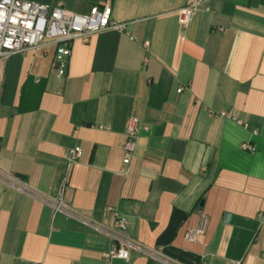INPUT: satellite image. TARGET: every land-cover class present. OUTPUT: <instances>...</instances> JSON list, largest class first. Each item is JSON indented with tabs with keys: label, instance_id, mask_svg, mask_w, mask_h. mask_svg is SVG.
I'll return each instance as SVG.
<instances>
[{
	"label": "crops",
	"instance_id": "0c3cea01",
	"mask_svg": "<svg viewBox=\"0 0 264 264\" xmlns=\"http://www.w3.org/2000/svg\"><path fill=\"white\" fill-rule=\"evenodd\" d=\"M22 1L125 29L71 42L62 74L52 42L0 58V264H104L115 213L113 264H264V0H202L184 28L193 0Z\"/></svg>",
	"mask_w": 264,
	"mask_h": 264
},
{
	"label": "built area",
	"instance_id": "2783aa9c",
	"mask_svg": "<svg viewBox=\"0 0 264 264\" xmlns=\"http://www.w3.org/2000/svg\"><path fill=\"white\" fill-rule=\"evenodd\" d=\"M202 0H193L179 10V24L186 27L192 20ZM125 24L115 23L111 19V7L108 4L93 6L85 14L69 11L61 4L50 6L38 2L22 0H0V58L6 59L16 53H26L29 50L41 46L44 42H52L57 45L56 60L60 74L71 55L70 44L73 41L89 42L95 34L114 30L123 32ZM148 46V42L144 43ZM179 92L181 91L178 90ZM221 115H225L221 113ZM103 128V127H101ZM148 130L141 126L136 118H131L126 126V139L123 145V163L129 165L134 158L136 144L140 130ZM246 150L251 146L243 145ZM82 157L80 147L72 148L67 156L68 168L78 163ZM55 210H69V206L58 202ZM115 215V228L113 238L116 241L110 250L103 253L104 264H113L116 259L128 260V248L133 244L123 235L128 227V222ZM207 217L202 215L197 228L187 231L184 235L186 241L197 243L204 234ZM236 264H241L240 262Z\"/></svg>",
	"mask_w": 264,
	"mask_h": 264
}]
</instances>
